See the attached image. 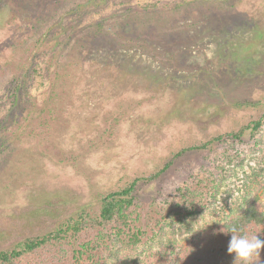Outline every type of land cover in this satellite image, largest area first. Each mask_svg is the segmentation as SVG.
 Returning a JSON list of instances; mask_svg holds the SVG:
<instances>
[{"label":"rangeland","instance_id":"rangeland-1","mask_svg":"<svg viewBox=\"0 0 264 264\" xmlns=\"http://www.w3.org/2000/svg\"><path fill=\"white\" fill-rule=\"evenodd\" d=\"M5 1L0 5V102L16 77L28 94L27 105L50 101V106L53 93L63 97V64L70 68L67 61H77L79 73L69 85L73 91L64 93L69 96L64 110L47 115L49 124L37 110H26L35 116L24 122L19 110H7V102L0 107V117L9 112L0 129V251L55 234L80 214L94 219L104 195L135 179L140 181L133 222L125 233L148 231L154 220L171 214L173 225L160 234L177 241L176 221L190 201L183 204L179 188L205 191L213 179L218 193L235 197L242 191V169L264 166L248 133L240 141L189 151L237 131L264 111V0H33L31 5L26 0L28 6L17 4L19 13ZM35 17L45 19L46 44L51 24L63 28L57 31L59 45H46L47 53L33 47L40 35L30 23ZM121 22L124 26L114 28ZM97 24L102 32L117 31L118 38L124 33L128 41L119 47L104 34L92 39L87 34ZM83 44L86 49L80 50ZM178 152L183 153L175 157ZM225 156L244 158L232 177L215 168L218 163L233 168ZM169 160L168 171L146 180ZM260 176L264 181V171ZM217 196L214 206L204 197L194 201L189 219L194 232L222 227L227 206ZM60 238L16 263L121 264L108 256L103 227L93 224ZM150 263L157 264L144 257L133 264Z\"/></svg>","mask_w":264,"mask_h":264},{"label":"trees","instance_id":"trees-1","mask_svg":"<svg viewBox=\"0 0 264 264\" xmlns=\"http://www.w3.org/2000/svg\"><path fill=\"white\" fill-rule=\"evenodd\" d=\"M3 1L5 0H0V5H2ZM24 1L25 2H22L21 0H8V3L5 1L6 3H4V6L9 5L14 9H17L20 6L17 4L20 3L28 6V2L26 0ZM32 2L33 0H30V5ZM15 13H19L18 9ZM17 19L18 16L14 15L11 18V21L15 23ZM44 21V17H40L39 19L36 17L30 18L31 26L36 28L35 30L40 33L38 39H36L33 44V47L36 45L35 49L39 54L48 52V50H46L48 47L46 45L48 44L59 45L57 31L58 33L64 32L61 31L63 30L62 27L57 29L58 24H51L54 28L49 38V42L46 44V37L48 34H45L44 32L42 33L41 31L43 29ZM121 23H117L118 26H115L114 28H119L121 25L124 26V22ZM102 28V24H97L95 28L90 29L87 35L91 36L92 39H95L97 33H100V35L104 34V36L108 37V40L118 44L119 47L128 41V38L124 36V33L122 37L118 38L117 31L109 29V27L105 32H102ZM70 38L71 37L67 35L66 43H68ZM106 43H108V41H106ZM85 49L86 45L83 44L80 50ZM49 56V61H52L53 57H55V55L52 56L51 52H49ZM68 56L70 58L72 57L70 54L66 57ZM66 64L72 69L67 68L65 63L63 64L64 74L60 84L63 91L61 95L63 97L60 98L57 92L53 93L50 97V100H53L50 106L47 105L50 101L43 103L39 107L34 106L35 104L27 105L28 94L25 92V87L16 77H14L11 80L8 89L9 93L4 99L5 101L0 102V107L7 102L9 104L7 110L9 112L12 108L19 110L22 113V119L24 122L30 121V119L35 116L34 113H30L26 110H30V108L31 110H37L38 114L36 115L40 116L46 124H49L50 120L47 115L51 114L53 116L56 112L55 110H64L65 107L63 101L69 98V96L64 93L67 89L73 91L74 88H70L69 85L72 84L71 86H73L74 81L78 78L79 63L70 59ZM74 64H77V66ZM58 67H61V65ZM86 107H88L87 104L85 108ZM44 110L46 111L44 112ZM8 111L0 117V129L5 128L3 123L9 118ZM25 128L26 126L20 127V130L24 133ZM246 133H248L249 139L253 142L254 150L257 153H262L264 157V111L257 120L251 121L246 126L240 127L237 131L221 134L209 142L191 147L189 151L204 150L211 143L220 145L225 142V140L240 141ZM182 153L183 152H178L175 154V157H179ZM243 160L244 158H241V156H236L234 158L225 156L224 163L232 165L231 167L233 168H229L230 166L226 167L220 163L215 165V168L222 173V175L228 174L232 177V174L235 173V167H239L238 162L242 165ZM172 163L173 160H169L159 169V171L148 175L146 180H156L159 176L170 169ZM250 170L251 171L248 172L245 169H242L244 175V178L241 180L242 191L240 192V190H238L239 194L235 197L231 196L229 193L226 195V192H224V195L218 193L219 185L217 186L213 179L210 186L205 184V191H197L196 189L188 187L179 188L177 190L178 197L183 204H185L189 198L190 201L188 204L183 205L185 211L180 215L179 220L177 219L176 221L178 224L180 223L177 228L179 233V240L177 241L165 240L160 234L163 232L166 225H173L174 220L171 214H166L163 216L162 220H154L155 225L149 227V230L147 229L148 231L131 235H128V231L127 234L125 233L126 229L130 230V224L133 222L131 208L135 205L136 189L140 181V179H135L127 185L104 195L101 199V206L98 215L94 219L86 214H80L75 219H68L63 228L55 234H48L42 238L36 237L25 239L19 242L11 250L0 251V264H17V260L21 259L22 256L35 252L50 241L61 239V234L70 232L77 235L84 232L86 229H89L93 224L98 227H103L104 231L106 230V236L108 238V247L106 249H108V256L112 261H119L121 264H133L134 260L139 261L141 257L148 260L153 258V261L157 264H234V254H229L227 251L228 243L231 239V233L228 231L231 226H237L242 230L243 234H246L249 237L257 235L259 239L264 240V210L262 209V205H264V181L260 179V175L264 171V166L261 165L259 170L250 167ZM216 196L217 198H221L227 206L226 216L221 218L222 227H215V225L212 224L208 227H202L201 229L203 230L201 231L194 232L195 227L194 225H191V221L189 220L195 213V210H192V208L194 209V201L196 198L198 199V197H204L208 205L214 206L217 204ZM175 216L176 214L174 217ZM220 228L221 230H219ZM183 234H187V237L182 238ZM213 234H216L218 237L213 238ZM252 264H264V250L261 251L259 258L253 257Z\"/></svg>","mask_w":264,"mask_h":264},{"label":"clouds","instance_id":"clouds-1","mask_svg":"<svg viewBox=\"0 0 264 264\" xmlns=\"http://www.w3.org/2000/svg\"><path fill=\"white\" fill-rule=\"evenodd\" d=\"M228 232L231 233V239L227 251L234 254V264H252L253 257H260L261 251L264 250V240L259 239L257 235L249 237L243 234L237 226H231Z\"/></svg>","mask_w":264,"mask_h":264}]
</instances>
